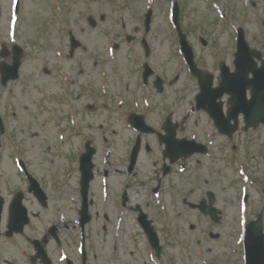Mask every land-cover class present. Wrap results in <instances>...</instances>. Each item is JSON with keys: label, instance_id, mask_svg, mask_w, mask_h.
Instances as JSON below:
<instances>
[{"label": "flooded vegetation", "instance_id": "obj_1", "mask_svg": "<svg viewBox=\"0 0 264 264\" xmlns=\"http://www.w3.org/2000/svg\"><path fill=\"white\" fill-rule=\"evenodd\" d=\"M202 1L206 2L214 13L211 14V20L208 18L207 24L203 22L204 27L198 23L202 15L186 16L180 5L181 24L185 19L190 20L189 25L183 24V30L194 48L197 67L203 70L200 79L194 76L188 67L179 44L177 52L188 76L183 77L181 70L171 74L167 49L160 48L158 51L153 47L155 42L150 33L141 32L144 20H139L137 33H120L114 36L117 70L122 67H119L122 62L120 55L124 53L126 59L133 61L135 70L133 89L131 92L125 90L124 94L120 93L121 109L129 104L137 107L121 112L124 137L122 147L125 149L123 160L113 159L117 149L111 135H116L117 132L83 136L81 140L79 128L74 129L71 125L73 130L67 140H77V152L70 157L72 164L70 168H64V175L62 171L58 172L60 179L54 184L49 167L43 169L42 160H35L37 156L41 157L45 153L44 144L28 141L32 142L31 147L17 151L14 142V152L17 154L13 155V165L16 170L12 171L13 177L8 183L0 179V194L3 196L5 190L9 193V199L5 198L0 219V264H128L122 262L119 256L120 241L117 238L123 221V215L118 210L125 209H130V213L135 217L133 221L143 233L141 216L143 220L149 221L156 231L159 232L161 228L160 230L172 236L174 241L181 240L184 212L191 214L193 211L204 217L203 210L212 205L211 194H215L214 204H217V194L211 188L212 180L209 177V173L213 175L218 168L217 163H223L225 169L229 167L236 174L240 189L237 199L242 221L241 244L237 245L236 249L233 243L229 259L232 264H264V246L261 243L262 240L264 242V237L262 238L258 231L259 219L263 222L264 231V149L261 145L256 153L252 151L257 142V135L253 133L264 127V123L246 128L247 121L244 115L239 114L236 121H231L232 126H237L233 134L226 135L220 133L205 108H196V96L200 92L201 82L207 85L211 83L209 86L215 90L219 87L223 74L222 64L230 71L235 70L240 29L245 32L251 49L258 52L243 57H253L256 65L248 68V77H253V72H250L253 69H258V72L264 75V0H247L248 11L245 9V0H233L237 9L239 5L244 6L239 12L226 10L225 0ZM252 9L256 11L258 26L254 30H248L246 16L248 17L247 13ZM122 27L126 30L125 22H122ZM124 39L129 50L123 48ZM177 40L179 43V37ZM164 41L162 39V43ZM1 43V53L13 59L14 44L8 47L4 41ZM66 59L64 67L47 62L40 64L39 75L48 82L46 87L39 89L42 103L51 114L72 111L71 109L77 111L78 106L86 110L98 108V104L102 102L100 98L105 97L90 90V83L83 82L85 61L81 60L78 70L74 72L76 68L70 63L74 56L69 55ZM97 65L98 62L95 66ZM56 87L60 88L59 92L54 89ZM189 92L193 93L191 107L181 112L182 106L179 103L182 104V101L187 99ZM174 96V104L172 102L171 105L169 101L173 100ZM230 99L229 94H224L221 98L226 115ZM246 100L251 107L264 105V98L253 99L251 88L246 91ZM206 104L209 105L210 102ZM194 114H199L198 120L204 117L206 122L203 124L206 125H201L198 120L191 124L193 117H197ZM64 139L66 137L62 140ZM90 146L96 150L93 157L94 177L88 192V211L83 213L81 156ZM257 153L260 154L259 160ZM96 158H100V164ZM17 164L22 165L25 171L19 173ZM220 172L224 177L226 172ZM102 177L109 183V197L106 199L104 196L98 198L96 194L102 192ZM143 177L148 179V182L144 183ZM98 179L99 190L95 189L94 183ZM17 181L18 185L14 187ZM230 184L232 183L227 180L222 189L228 190ZM73 192H76V195L72 194ZM18 193H22L31 219L23 232L9 227L10 206ZM134 193L136 201L133 203ZM197 223L200 229L193 223L190 226L192 231L197 229L200 235L208 234L213 242L219 240L221 234L213 233L212 229L221 222H214L209 217L204 223ZM109 237L112 238L114 246L107 249ZM79 241L84 250L80 254L76 251ZM212 244H204L202 238L197 239V245L203 255L214 250ZM64 247L71 254L65 263L59 262ZM149 247L153 256L159 259L166 250L164 242L161 243L160 256L150 244ZM99 249H104L101 254ZM215 261L217 264L218 260ZM206 264H210L208 256Z\"/></svg>", "mask_w": 264, "mask_h": 264}, {"label": "rangeland", "instance_id": "obj_2", "mask_svg": "<svg viewBox=\"0 0 264 264\" xmlns=\"http://www.w3.org/2000/svg\"><path fill=\"white\" fill-rule=\"evenodd\" d=\"M173 1L20 0V12L15 17L13 8L16 0H0L2 5L0 49L3 45L1 42L4 41L8 47L12 46L13 43H19L24 50L20 78L16 81H10L8 85L4 86L0 74V113L5 120L6 132L0 134L1 181L8 183L12 180V171L16 168L13 165V155L17 154L14 152V142H16L17 151H20L22 148L31 147L32 142L28 141H36L37 144H44L45 153L41 157L37 156L35 160H42L43 169L49 167L52 183L56 184L60 179L58 172L62 171L63 173L64 168H70L72 164L70 157L77 152V140L75 139L74 142L67 140L73 127L77 130L79 128V139L81 140L83 136L89 137L97 136L100 133L117 132L116 135H113V133L111 135L117 149L113 159L123 160L125 149L122 147L124 137L121 112L137 107L129 104L121 109L120 93L125 92V90L131 92L133 89L135 70L133 61L126 59L125 53L120 55L122 62L119 67H122L117 70L114 36L120 33L122 35L137 33L136 28L140 27L139 20H144L146 11L153 7L154 16L150 32L151 39L153 38L155 42L153 47L157 48L158 51L161 50L160 48L167 49L169 69L172 75L181 70L183 77L188 76L177 52V35L175 34L174 24L170 19ZM184 2L183 13L186 16L196 15L197 17V15H202L203 17L198 19V23L202 27H204L205 22V24L208 23V18L211 20V14L214 13L210 11V7L206 2L202 0H184ZM246 5H248L247 0H245V9L247 10ZM224 7L226 10L229 9L230 12H239L244 6L239 5L237 9L236 2L225 0ZM240 12L243 13V11ZM247 14L248 30L256 29L258 26L256 11L252 9ZM89 16L96 18L98 23L95 27L90 25ZM102 17L104 20H101ZM122 22L126 23V30L123 29ZM189 22L190 20L185 19L183 24L189 25ZM144 29L142 27L141 32H144ZM69 32H74L84 44L83 48L76 50L74 59H71L70 63L76 68L74 72L78 70L79 63L85 61L83 67V70L85 69L83 75L85 79L83 82L90 83L88 88L105 97V99L100 98L102 102L98 104V108L86 110V108L78 106L77 111L71 109L72 111L66 110L51 114L50 110L42 103V97L39 94V89L46 87L48 82L39 75L38 69L40 64L45 62L65 66L66 58L70 55ZM162 39L165 40L163 43ZM123 42L125 45L124 50H129L125 39ZM160 42L161 44H159ZM1 61L8 63L12 59H10V56L1 57ZM97 62L98 65L95 66ZM54 89L57 92L60 91L58 87ZM174 99L175 96L173 100L169 101V104L172 105V102L174 104ZM182 102V104L179 103L182 106L180 111L184 112L191 105L192 93L189 92L187 99ZM194 120H198V116L193 117L191 124H194ZM72 121L76 123H71ZM198 121L201 125H206L203 124L206 122L204 117H201ZM75 125H78V127L76 128ZM255 134L257 135V142L252 150L254 153L258 151L261 145L264 149V127L255 131L253 135ZM60 135H64L66 137L64 140L67 142L61 140ZM117 142L120 145H117ZM257 154L259 160L260 154ZM96 161L98 164L101 163L100 158H96ZM143 162H145V159H143ZM216 166L218 168L213 175L209 173V177L212 180L211 188L217 194L216 206L223 213L221 223L212 229L213 233L221 234L219 240L213 242L208 234L200 235L197 229V231L190 229L193 223L197 224V228H199L197 222L204 223L208 220L207 217L193 211L191 214L184 212V230H182L181 240L174 241L173 237L161 231V228H159V232L157 231L162 238L161 243L164 242L166 247L161 259L157 260L152 258V250L148 245V240L140 227L136 226L133 221L135 217L130 213V209L118 210L123 215L121 216L123 218L121 231L119 237H117L120 241L118 253L122 262L128 264H206L208 256L210 264H216L215 259L218 260L217 264H232V260L229 259L231 247L235 244L236 248L242 234L240 230L242 226L241 210L239 199H237L240 189L237 185L236 174L229 167L225 169L223 163H217ZM220 170L226 172L224 177ZM227 180L232 184L229 185L228 190L224 191L222 187L227 183ZM143 181L146 183L148 179L145 180V177H143ZM18 182L14 187L18 185ZM99 182L100 179L94 182L95 189L100 187ZM72 194L76 195V192ZM96 194L98 198L104 196L106 199L109 197H106L102 192ZM3 195L6 199H9V193L6 190ZM133 195L134 203L136 195L135 193ZM110 229L112 228L110 227ZM205 236L206 238H204ZM198 238H202L204 244L213 243L214 250L207 252V255L206 253L201 254L202 251L197 245ZM108 239L107 249L111 248L112 245L114 246L111 241L112 238L109 237ZM64 249L63 251L66 252ZM102 250L99 249L98 252L101 254ZM236 260L238 261V255H236Z\"/></svg>", "mask_w": 264, "mask_h": 264}, {"label": "water", "instance_id": "obj_3", "mask_svg": "<svg viewBox=\"0 0 264 264\" xmlns=\"http://www.w3.org/2000/svg\"><path fill=\"white\" fill-rule=\"evenodd\" d=\"M177 17H178V14H177ZM151 19V11L149 13V16L147 18L148 22L149 20ZM22 50L17 47V50H15V53H16V56L14 57V62L12 65H7L6 63H1L2 65V68H1V71H2V76H3V81L6 83L10 78H18L19 75H18V70H19V66H20V59H21V55H22ZM240 69H242V62L240 64ZM226 79H229V77H224ZM243 72L241 71L240 75L239 76H234L231 78V81L228 83L230 85V87H228V84H224L223 85V88L230 91L231 88L232 89H237V91H239L238 89L239 88V85L242 83L243 81ZM264 96V94H263ZM219 111V110H218ZM220 112V111H219ZM251 114V112H248ZM218 118V117H217ZM219 119V118H218ZM229 121V118L227 119ZM261 120L264 121V115L261 116L260 118L256 119L255 120V125L258 124ZM0 124L2 125V131H3V123L1 121V118H0ZM91 157H92V152L88 153V154H84V157H83V173H84V184H85V190L87 191V188L89 187V181L91 180L92 176H93V172H92V167H93V163L91 161ZM2 204H3V200L2 198H0V207H2ZM15 204L16 205H20L19 203H17V201H15ZM20 210V209H19ZM215 213V211L213 212ZM17 218L13 219V222L14 224L18 221H16ZM259 235H261V237H263V235L261 234V227L259 228ZM148 235L150 236L153 244L155 247H158V249H160V247L158 246L159 245V241H158V238L156 236V234L154 232H151L149 231L148 232Z\"/></svg>", "mask_w": 264, "mask_h": 264}]
</instances>
